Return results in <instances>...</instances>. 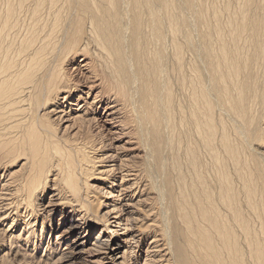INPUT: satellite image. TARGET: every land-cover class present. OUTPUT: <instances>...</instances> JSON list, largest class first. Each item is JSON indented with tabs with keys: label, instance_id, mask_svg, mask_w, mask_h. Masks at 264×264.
Masks as SVG:
<instances>
[{
	"label": "bare ground",
	"instance_id": "bare-ground-1",
	"mask_svg": "<svg viewBox=\"0 0 264 264\" xmlns=\"http://www.w3.org/2000/svg\"><path fill=\"white\" fill-rule=\"evenodd\" d=\"M263 12L0 0V264H264Z\"/></svg>",
	"mask_w": 264,
	"mask_h": 264
},
{
	"label": "rangeland",
	"instance_id": "rangeland-1",
	"mask_svg": "<svg viewBox=\"0 0 264 264\" xmlns=\"http://www.w3.org/2000/svg\"><path fill=\"white\" fill-rule=\"evenodd\" d=\"M219 3H220V0H219ZM263 14H264V12H263ZM262 14V15H263ZM185 16H186V18L190 21V19H189V17L187 16V14H184ZM193 22H194V19L192 18L191 19ZM186 57H188V55H186ZM217 115H219V112H217ZM224 117H226V116H224ZM263 118V117H262ZM262 118H261V121H262ZM225 119V118H224ZM226 120V123L230 126V122H231V120L230 119H225ZM227 120H228V122H227ZM229 120H230V122H229ZM128 121V120H127ZM135 121L132 123V122H130V121H128V127H130V128H128L129 130V132H130V134L128 135L127 134V136H125V137H123V138H121V140L118 142V144H117V146H118V148H121V147H124V156H126L125 158H127L128 160H131L132 158H134V155H132V153L133 154H137L138 152H139V154L138 155H140V157L142 156V157H144L145 155H144V152H142L143 151V149H141V146H140V143H139V141L137 140V142H136V138L137 137H132L133 135L134 136H136L135 135V133H136V131H137V127H135ZM263 123V122H262ZM263 126V129H264V124L262 125ZM135 127V128H134ZM1 129V128H0ZM131 133L133 134L132 136H130L131 135ZM128 137H129V140H128ZM135 138V139H134ZM133 139V140H132ZM128 141V142H127ZM135 142V143H133V142ZM127 144H126V143ZM128 143H130V144H128ZM132 143V144H131ZM137 143H139L138 145L140 146L139 147V150L140 151H137V150H135V151H132V148H138L137 147ZM136 144V145H135ZM245 144V143H244ZM244 144H242L243 146H242V148H245L246 149V146L247 145H244ZM257 143H255V142H253V143H251L250 145V147H249V145L247 146V149H246V151L243 149L242 151H243V154H244V156L242 157V158H247V160H249L250 162H252L253 163V160H256V161H259L260 163H261V166H263L262 168H263V170H264V160L261 158V156L263 157L264 156V152H263V154H262V151H264V147H262V146H264L263 144H260V146H258V145H256ZM254 146V147H253ZM126 148V149H125ZM254 149L255 150V152H253L251 149ZM128 150V151H127ZM248 150V151H247ZM258 150V151H257ZM252 151V152H251ZM203 154V153H202ZM201 154V156L203 157V158H207V156L205 155H202ZM255 158H253V157ZM141 157V158H142ZM252 157V158H251ZM202 158V159H203ZM205 158V160H206V162L208 161V158L206 159ZM264 158V157H263ZM143 159V158H142ZM135 159H133V161H134ZM204 160V159H203ZM204 160V161H205ZM137 161H139V160H137ZM262 161V162H261ZM232 167H235V166H231L229 169H231L230 171L233 173V170L235 169V168H233V170H232ZM208 172H210L209 170H208ZM51 179V178H50ZM234 183L236 184V186L237 187H239L240 188V182L237 180V179H235V181H234ZM52 184V182H48V186H50ZM91 184H93L92 182H91ZM239 184V185H238ZM47 186V187H48ZM104 191H106V192H109V190H107V189H105ZM50 191H49V189H48V191L45 193V196H46V198L48 197H50V195L48 194ZM104 195V194H103ZM105 197L106 198H108V195L107 194H105ZM105 198V199H106ZM108 200H110V199H108ZM251 218H253V219H251ZM250 220H251V222L253 223V221H254V224L255 225H253V226H256L257 224H256V219H255V216H254V213H253V215H251L250 214ZM253 220V221H252ZM258 226V225H257ZM257 228V227H256ZM92 237L94 238L95 237V235L93 234L92 235ZM150 239H151V236L149 237H145L144 238V240H143V242H142V246H141V257L139 258V262H140V264H142L143 263V259H144V255H145V251H146V248H147V244L149 243V241H150ZM88 249V248H87ZM126 252H128V253H125L126 254V256H128V258L130 259L131 257H129L130 255H129V252L130 251H126ZM42 254V252L40 251L39 252V255H41ZM94 258V257H93ZM254 264V261H253V259L251 258L250 259V262H249V264Z\"/></svg>",
	"mask_w": 264,
	"mask_h": 264
}]
</instances>
